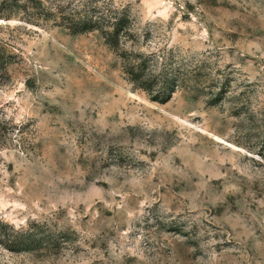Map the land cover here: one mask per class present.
Returning <instances> with one entry per match:
<instances>
[{
	"label": "rangeland",
	"instance_id": "rangeland-1",
	"mask_svg": "<svg viewBox=\"0 0 264 264\" xmlns=\"http://www.w3.org/2000/svg\"><path fill=\"white\" fill-rule=\"evenodd\" d=\"M93 1L119 50L78 0H0V219L39 241L0 264H264V0Z\"/></svg>",
	"mask_w": 264,
	"mask_h": 264
},
{
	"label": "trees",
	"instance_id": "trees-1",
	"mask_svg": "<svg viewBox=\"0 0 264 264\" xmlns=\"http://www.w3.org/2000/svg\"><path fill=\"white\" fill-rule=\"evenodd\" d=\"M66 22L63 21V26L75 34L99 31L106 43L116 51L121 48L124 39L131 40L133 36L125 12L119 11L112 4L100 6L93 0H78ZM119 54L125 57L122 52ZM4 60L0 54V69L6 70L7 63ZM132 60L134 61L125 67L129 78L139 88L147 91L153 100L166 102L175 91L176 86L170 89L168 87L169 82L173 83V77L171 78L165 69L158 70L156 65L151 64L150 59L135 61L133 57ZM35 234L29 230H17L0 219V243L7 249L20 251L23 248H31L32 244L39 242L33 238Z\"/></svg>",
	"mask_w": 264,
	"mask_h": 264
}]
</instances>
